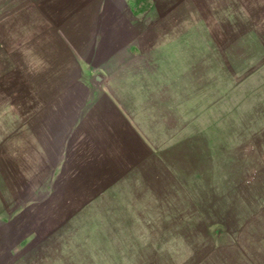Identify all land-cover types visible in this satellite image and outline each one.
<instances>
[{
	"label": "rangeland",
	"instance_id": "obj_1",
	"mask_svg": "<svg viewBox=\"0 0 264 264\" xmlns=\"http://www.w3.org/2000/svg\"><path fill=\"white\" fill-rule=\"evenodd\" d=\"M28 4L103 79L0 85V264H264V0Z\"/></svg>",
	"mask_w": 264,
	"mask_h": 264
},
{
	"label": "crops",
	"instance_id": "obj_2",
	"mask_svg": "<svg viewBox=\"0 0 264 264\" xmlns=\"http://www.w3.org/2000/svg\"><path fill=\"white\" fill-rule=\"evenodd\" d=\"M64 32V26L56 24L36 4H28L0 19V57L5 58L2 62L3 64L0 62V73L3 72L6 75V79L0 82V85L3 84L9 88L12 84L11 82L17 80V74L32 71V68L29 67L30 63L37 65L41 62L39 61L41 57H56L58 52H64V55L70 59L68 61L72 67L58 64L59 66L55 68L52 64H47L48 68L39 69L42 74H49L50 79L48 82L50 84L47 86L48 88H57L56 85L52 84L53 80L64 78L66 73L74 72V74H77V78L81 80H86L89 77L91 79L92 75H90V66L87 61L81 62L83 57L80 58L79 53L76 54L75 58L74 52H81L80 48L77 45L75 47L74 42L66 39ZM13 58L14 60L25 58L23 66L10 64ZM49 62L51 63L50 60ZM39 70L33 69V72H38ZM52 99L56 101H45L43 98L40 101L42 110L49 115L57 113L53 112L56 111L53 108L54 104L65 103L63 100H57L58 98ZM115 100L117 101L118 99ZM113 103L114 99L110 98L111 107L114 106ZM9 104L11 103L9 102ZM46 118L42 116L41 120Z\"/></svg>",
	"mask_w": 264,
	"mask_h": 264
},
{
	"label": "water",
	"instance_id": "obj_3",
	"mask_svg": "<svg viewBox=\"0 0 264 264\" xmlns=\"http://www.w3.org/2000/svg\"><path fill=\"white\" fill-rule=\"evenodd\" d=\"M102 76L100 75V74H96L93 78H92V80H93V82L96 84V85H99L100 83H101V81H102Z\"/></svg>",
	"mask_w": 264,
	"mask_h": 264
}]
</instances>
